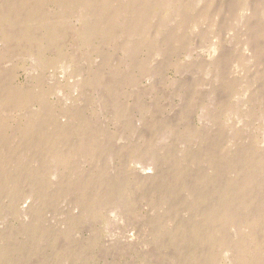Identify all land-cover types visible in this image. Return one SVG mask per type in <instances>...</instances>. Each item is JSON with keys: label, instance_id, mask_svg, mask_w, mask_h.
Listing matches in <instances>:
<instances>
[{"label": "rangeland", "instance_id": "obj_1", "mask_svg": "<svg viewBox=\"0 0 264 264\" xmlns=\"http://www.w3.org/2000/svg\"><path fill=\"white\" fill-rule=\"evenodd\" d=\"M0 264H264V0H0Z\"/></svg>", "mask_w": 264, "mask_h": 264}, {"label": "bare ground", "instance_id": "obj_2", "mask_svg": "<svg viewBox=\"0 0 264 264\" xmlns=\"http://www.w3.org/2000/svg\"><path fill=\"white\" fill-rule=\"evenodd\" d=\"M263 14V13H262ZM98 17V16H97ZM101 18V17H100ZM95 23V22H94ZM98 28V27H97Z\"/></svg>", "mask_w": 264, "mask_h": 264}]
</instances>
